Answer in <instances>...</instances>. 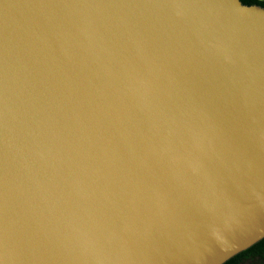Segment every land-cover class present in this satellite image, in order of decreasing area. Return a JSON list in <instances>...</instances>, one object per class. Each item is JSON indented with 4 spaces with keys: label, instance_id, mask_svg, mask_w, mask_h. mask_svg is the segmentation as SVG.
<instances>
[{
    "label": "water",
    "instance_id": "obj_1",
    "mask_svg": "<svg viewBox=\"0 0 264 264\" xmlns=\"http://www.w3.org/2000/svg\"><path fill=\"white\" fill-rule=\"evenodd\" d=\"M262 239V6L0 0V264H224Z\"/></svg>",
    "mask_w": 264,
    "mask_h": 264
},
{
    "label": "trees",
    "instance_id": "obj_2",
    "mask_svg": "<svg viewBox=\"0 0 264 264\" xmlns=\"http://www.w3.org/2000/svg\"><path fill=\"white\" fill-rule=\"evenodd\" d=\"M243 4L251 5L256 4L264 8V0H240ZM250 259H258V264H264V239L254 244L247 250L234 256L224 264H242L244 261Z\"/></svg>",
    "mask_w": 264,
    "mask_h": 264
},
{
    "label": "rangeland",
    "instance_id": "obj_3",
    "mask_svg": "<svg viewBox=\"0 0 264 264\" xmlns=\"http://www.w3.org/2000/svg\"><path fill=\"white\" fill-rule=\"evenodd\" d=\"M259 260L258 259H250L247 261H244L242 264H258Z\"/></svg>",
    "mask_w": 264,
    "mask_h": 264
}]
</instances>
